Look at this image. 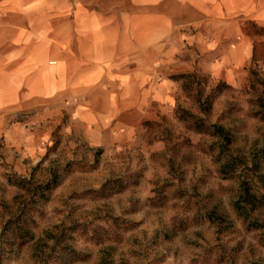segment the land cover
Segmentation results:
<instances>
[{
	"label": "rangeland",
	"instance_id": "1",
	"mask_svg": "<svg viewBox=\"0 0 264 264\" xmlns=\"http://www.w3.org/2000/svg\"><path fill=\"white\" fill-rule=\"evenodd\" d=\"M260 55L231 70L170 69L164 107L114 121L83 119L76 96L17 112L38 142L0 136V264H264V176L247 168L264 148ZM189 113L230 141L199 131ZM231 158L242 164L230 176ZM21 208L33 238L10 244L4 225Z\"/></svg>",
	"mask_w": 264,
	"mask_h": 264
},
{
	"label": "crops",
	"instance_id": "2",
	"mask_svg": "<svg viewBox=\"0 0 264 264\" xmlns=\"http://www.w3.org/2000/svg\"><path fill=\"white\" fill-rule=\"evenodd\" d=\"M258 28L264 0H0V136L38 142L15 114L69 97L91 122L164 107L170 69L262 60Z\"/></svg>",
	"mask_w": 264,
	"mask_h": 264
},
{
	"label": "trees",
	"instance_id": "3",
	"mask_svg": "<svg viewBox=\"0 0 264 264\" xmlns=\"http://www.w3.org/2000/svg\"><path fill=\"white\" fill-rule=\"evenodd\" d=\"M186 75V73H181L178 75H172L174 78H181L184 77ZM189 115H191V118H193V123H197V128L199 131H204V132H208L210 134H213L219 138H222L225 142V144H227L230 141V135L227 133V130L224 126L222 125H217V124H209L205 118L203 117H199L197 115H193L192 113H189ZM187 116L185 115V117L183 116V118H186ZM253 165L252 167H247L248 170L254 172V174L257 173V176L259 177V179L262 180L263 176H264V170H260L262 164H264V148L262 149V151L259 154L255 155V159L253 161ZM242 164V162H240L239 159H235V158H231L225 161V163L222 166V170L223 172H225L228 175H233L236 170L238 169V167ZM55 179V175L52 176L49 180H47V182L45 183L46 186H50L51 182L54 181ZM31 179H23V183H25V187L27 189L31 188L32 186H28L27 184L31 183ZM32 194L36 193L38 191V189L36 188V186L32 187ZM43 194V191H42ZM243 196L246 197V199H251L250 196H252V193H243ZM24 217V209L21 208V210L15 214L14 216H12L11 218H9L5 225H4V230H3V235L5 234L7 240L9 241V243L12 241L14 243L19 241L21 244H27L31 241V238H33V231L31 230V227L29 228V225L27 224V222L23 219ZM12 242L10 244H12Z\"/></svg>",
	"mask_w": 264,
	"mask_h": 264
}]
</instances>
